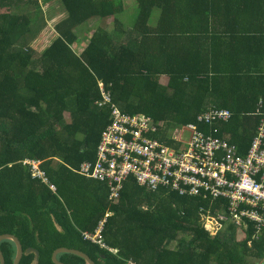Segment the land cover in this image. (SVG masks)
Instances as JSON below:
<instances>
[{
    "label": "trees",
    "instance_id": "16d2710c",
    "mask_svg": "<svg viewBox=\"0 0 264 264\" xmlns=\"http://www.w3.org/2000/svg\"><path fill=\"white\" fill-rule=\"evenodd\" d=\"M40 1L0 0V236L20 242L18 264H56L59 247L80 249L95 264L264 260V233L249 243L252 228L241 241L228 223L215 234L204 230L203 215H229L224 200L150 192L130 178L110 203L105 183L78 172L95 159L109 122L108 107L96 104L99 81L122 112L149 115L167 129L210 107L228 108L232 116L217 124L216 136L246 154L264 99V0H132L133 24L122 18L131 0H60L58 37L41 54L30 44L47 24ZM88 22L94 30L78 54L77 28ZM26 159L42 161L56 192L31 178ZM102 221L103 246L84 240ZM34 248L39 254L28 251ZM0 250L13 264L15 243L1 241ZM58 259L87 264L70 252Z\"/></svg>",
    "mask_w": 264,
    "mask_h": 264
},
{
    "label": "built area",
    "instance_id": "2783aa9c",
    "mask_svg": "<svg viewBox=\"0 0 264 264\" xmlns=\"http://www.w3.org/2000/svg\"><path fill=\"white\" fill-rule=\"evenodd\" d=\"M98 87L100 98L96 104L108 107L109 122L100 134L95 159L84 161L78 172L105 183L110 203L118 201L124 182L130 178L150 192L168 189L180 196L224 200L229 215H203L204 230L215 234L222 229V223H228L243 239L252 228L249 243L259 239L264 233L263 98L254 112L259 117L256 134L247 153L241 154L227 139L216 136L217 124L232 116L228 108L210 107L199 112L194 122L168 132L162 122L149 115L122 112L102 81ZM198 124L212 126L211 132L200 130ZM161 134H166V140H161ZM22 165L32 179L57 191L41 160L26 159ZM103 225L104 221L100 222L93 234L85 233L84 240L103 246Z\"/></svg>",
    "mask_w": 264,
    "mask_h": 264
},
{
    "label": "rangeland",
    "instance_id": "374dc122",
    "mask_svg": "<svg viewBox=\"0 0 264 264\" xmlns=\"http://www.w3.org/2000/svg\"><path fill=\"white\" fill-rule=\"evenodd\" d=\"M40 3H41L42 10L39 16L40 17L44 16L47 24L44 26L43 30H41L38 33V35L34 37V40L30 44H31V47H33V49L37 51V53L41 54L53 42V40L58 37L55 31V26L65 16L62 13L63 10H62V5H61L60 0H53L50 3H45L41 0ZM126 10H127V13L122 15V18H125L124 20L125 23L132 22L133 24L135 17L137 15L136 2L131 0L130 5L126 7ZM3 12H6V9H0V13H3ZM133 14H135V16L132 17ZM157 14H152V18L150 21L151 25H152L154 18H157L156 17ZM111 22H112V18L109 19V22H108L109 25H111ZM93 30H94V22H88L87 24H84L77 28V35H78L80 42L74 46V49L76 50L78 54H80L86 48L88 37L92 35ZM131 47L136 48V45L131 43ZM159 82L163 85L167 83V81L164 79L161 81L159 79ZM160 122H162L164 130L168 132L173 131L174 129L178 128V126H176V128L167 129L165 122L163 121H160ZM237 238L240 239V241L243 239L242 237L239 236V234H237ZM259 264H264V260L259 262Z\"/></svg>",
    "mask_w": 264,
    "mask_h": 264
},
{
    "label": "water",
    "instance_id": "95a60500",
    "mask_svg": "<svg viewBox=\"0 0 264 264\" xmlns=\"http://www.w3.org/2000/svg\"><path fill=\"white\" fill-rule=\"evenodd\" d=\"M1 241H11L15 243L16 256L14 258L13 264H18L22 256V253H23L22 246L20 242L18 241V239L11 235H3V236H0V242ZM28 251H33L34 253L39 254V250L36 248L28 249ZM61 252H70V253L78 254L86 260L87 264H95L94 261L82 250L75 249V248H69V247H59L53 252L52 258L56 264H67L58 259V254ZM0 264H6L4 253H2L1 250H0Z\"/></svg>",
    "mask_w": 264,
    "mask_h": 264
},
{
    "label": "crops",
    "instance_id": "0c3cea01",
    "mask_svg": "<svg viewBox=\"0 0 264 264\" xmlns=\"http://www.w3.org/2000/svg\"><path fill=\"white\" fill-rule=\"evenodd\" d=\"M153 14H157V12L155 11ZM156 17H158V14L156 15ZM156 21H157V18H154V20H153L151 26H154L155 23H156ZM163 79L167 81V77H165V76H161V77H160V81L163 80ZM164 84H165V83H164Z\"/></svg>",
    "mask_w": 264,
    "mask_h": 264
}]
</instances>
